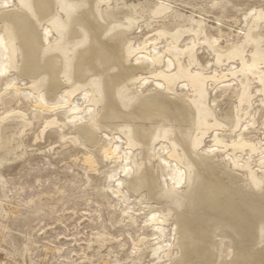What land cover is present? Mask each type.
Instances as JSON below:
<instances>
[{"label": "bare ground", "instance_id": "bare-ground-1", "mask_svg": "<svg viewBox=\"0 0 264 264\" xmlns=\"http://www.w3.org/2000/svg\"><path fill=\"white\" fill-rule=\"evenodd\" d=\"M122 2L116 8L112 0H17L15 7L0 13V76L13 70L48 99L63 88L70 89V97L82 91L93 94V98L88 97L89 107L99 109L98 114L74 126V131L91 148L99 142L100 133L105 132L124 135L129 148L140 150L136 175L119 186L135 195L146 193L148 205L140 207V212L150 216L155 229L161 232L162 226L172 227L177 254L171 247L166 255L169 264H264V174L253 171L251 164L240 168L235 162L231 166L203 151L207 134L212 130L234 132L242 126V115L236 117L229 104L228 109L220 111V105L215 109L209 105L208 83L191 74L192 63L185 62L195 55L197 46L179 47L180 37L189 31L194 34L187 28L167 36L172 40L164 52L173 59L175 73L156 78L162 89L139 91L133 75L140 70L150 74L154 71L123 66L138 53L130 36L143 17L147 22L164 19L170 9L140 1ZM146 13L150 14L147 18ZM174 16L179 22L180 16ZM188 21L189 18L184 19L180 24ZM263 21V16H258L256 30L245 36V44L237 50L218 45L217 39L214 42L217 58L218 54L231 55L243 66L238 73L240 88L233 93L239 99L238 107L243 103L249 108L251 100L246 94L253 81L264 86V47H259V25ZM195 24L193 37L197 43L205 29L201 22ZM41 30L54 37L53 42L47 40V46ZM248 50L253 56L246 63ZM226 79L221 75V79L213 77L209 81L219 83ZM180 83L189 87L187 96L175 91ZM17 134V126L7 127L4 120L0 121V166L25 155L24 149L19 152L25 146ZM220 136L216 145L228 147L225 134ZM163 141L171 145L169 158L177 163L166 183L168 189L160 186L153 167L154 149ZM244 145L237 142L233 147L240 149ZM123 173L129 176L126 168ZM147 245L151 254H157L158 244ZM138 250H143L142 244Z\"/></svg>", "mask_w": 264, "mask_h": 264}, {"label": "rangeland", "instance_id": "rangeland-1", "mask_svg": "<svg viewBox=\"0 0 264 264\" xmlns=\"http://www.w3.org/2000/svg\"><path fill=\"white\" fill-rule=\"evenodd\" d=\"M16 1L0 0V13L15 7ZM126 1L170 9L164 19L147 22L143 17L130 36L138 53L123 66L154 71L150 74L140 70L133 75L138 90L163 88L156 78L175 73L173 59L164 52L172 40L168 37L180 28L193 30L194 34L189 31L179 42L180 48L197 46L195 55L185 59L186 63H192L191 74L208 83L212 108L220 105L217 109L220 111L231 105L236 117L242 115V126L234 132L212 130L207 134L202 142L203 151L231 166L235 162L240 168L251 164L253 171L264 174V86L253 81L251 91L246 94L251 100L249 108L243 103L238 107L239 99L233 93L240 88L238 73L243 66L239 60H232L231 55L218 54L217 58L214 53L216 39L218 45H230L233 50L245 44L248 34L257 28L258 16L264 19V0ZM122 3L112 0L116 8ZM174 15L180 16L179 22ZM187 18L189 21L181 25L180 21ZM195 21L204 24L205 29L204 36L197 37V43L193 37ZM259 27L262 31L259 47L263 50L264 21ZM41 38L45 46L47 40L54 41L53 35L44 30ZM252 54L251 50L246 52V63ZM159 60L162 65L157 64ZM261 66L264 70V60ZM221 75L227 77L224 82L209 81L213 77L221 79ZM31 86V81L21 79L13 70L5 77L0 76V121L4 120L7 127L17 126L16 138L25 146L19 151H25L22 158L0 166V264H169L166 260L169 251L173 249L177 254L172 227L162 226L161 232L155 229L150 216L140 212V207L148 205L146 193L135 195L119 186L136 175L140 150L129 148L122 134L102 132L99 142L91 148L75 133L76 126L99 112L89 107L88 97L93 98L92 93L82 91L70 97V89L63 88L48 99ZM175 91L187 96L190 89L180 83ZM222 133L229 143L223 149L216 145ZM237 142L245 145L235 149L233 145ZM172 152L171 145L164 141L154 149L153 167L165 189L177 165L174 158H169ZM124 168L129 176L123 173ZM148 242L159 245L157 254H151ZM141 244L143 250L136 252Z\"/></svg>", "mask_w": 264, "mask_h": 264}]
</instances>
